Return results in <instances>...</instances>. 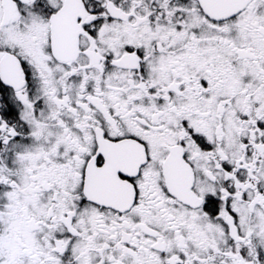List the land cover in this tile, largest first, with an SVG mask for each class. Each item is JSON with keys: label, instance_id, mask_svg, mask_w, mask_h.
<instances>
[{"label": "snow or ice", "instance_id": "1", "mask_svg": "<svg viewBox=\"0 0 264 264\" xmlns=\"http://www.w3.org/2000/svg\"><path fill=\"white\" fill-rule=\"evenodd\" d=\"M0 264H264V0H0Z\"/></svg>", "mask_w": 264, "mask_h": 264}]
</instances>
